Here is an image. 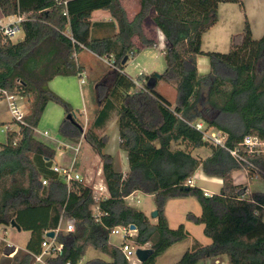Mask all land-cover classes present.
<instances>
[{
	"label": "trees",
	"instance_id": "obj_1",
	"mask_svg": "<svg viewBox=\"0 0 264 264\" xmlns=\"http://www.w3.org/2000/svg\"><path fill=\"white\" fill-rule=\"evenodd\" d=\"M65 1V2H64ZM237 3L244 14L240 32L230 36L226 52L204 51V32L217 22L219 3ZM138 10L129 19L122 0H0L3 16L24 14L23 38L12 41L0 32V87L23 97L32 95L25 121L37 126L48 103L65 109L58 134L77 143L82 138L98 154L108 195L95 201L87 184L66 183L52 174L56 151L40 140L29 125L8 128L0 141V225L15 221L30 237L24 250L11 257L12 264H33L41 243L60 219H73L72 231H58L54 240L60 251L45 257L47 264H131L118 245L109 242L115 226H135L131 239L136 246L148 244L152 253L138 264H155L156 258L173 244L191 237L183 223L168 225L164 206L168 199L194 197L200 213L187 212L186 219L203 226L211 241L192 245L171 264H197L210 257L225 256L227 264H264V191L241 195L246 187L234 182V171L243 169L227 149L203 138L193 123L226 133V145L239 147L247 134L264 138V35L254 38L243 0H137ZM94 10H105L109 20H91ZM65 12V13H64ZM151 17L164 37L165 68L159 80L175 84V102L170 103L155 87L146 89L152 75H142V87L124 73L129 59L140 52L133 41L152 46L154 39L143 31ZM83 48L108 59L111 72L97 84L98 107L91 123L75 118L69 103L53 92L48 83L55 76L83 71L76 54ZM209 59V70L200 74L197 56ZM127 57L126 61L123 59ZM116 114L119 147L126 153L128 171L114 168L105 152L107 135L102 128ZM73 116V120L67 117ZM15 124L14 122H10ZM207 147L209 154H192ZM264 177V156L247 155ZM200 168L221 179L217 193L186 181ZM47 177L46 184H42ZM248 177L252 173L248 172ZM139 190L152 194L156 217L152 221L126 197ZM96 206V208H95ZM4 247L0 252L9 249ZM106 256L81 263L87 249Z\"/></svg>",
	"mask_w": 264,
	"mask_h": 264
},
{
	"label": "rangeland",
	"instance_id": "obj_2",
	"mask_svg": "<svg viewBox=\"0 0 264 264\" xmlns=\"http://www.w3.org/2000/svg\"><path fill=\"white\" fill-rule=\"evenodd\" d=\"M127 7L132 8V0H124ZM100 10H95L91 14V18H95L98 13H100ZM13 17H7V16H1L0 15V23L1 24H7L10 20H12ZM150 26L147 27V31L150 35H152L154 32V26L152 25V21H149ZM23 29L19 28L18 32L14 35H12L10 38L12 41H16L18 39L23 38ZM162 36V35H161ZM80 61L85 65L86 67V73L84 77L85 83L83 84L82 88V96L83 101L86 104L88 111L92 110V107L94 104H97L98 102V96L95 95V82L98 76L106 75V73L112 69L111 66L106 62V60H103V57L97 58L93 57L87 52H82L79 56ZM148 66V68L151 70V72H158L161 73L165 68V61L163 54L161 53V49L159 46L147 49L144 53H142L138 59L136 60H129L124 68V73L129 76L131 79H133L135 82L139 80V82L142 83L143 77L140 78L139 75L142 73L143 66ZM101 80V79H100ZM100 82V81H99ZM157 89L162 92L168 100H172L176 89L175 87L168 82H165L164 80L160 79L157 84ZM96 96V97H95ZM32 99V95H29V97H24L22 101L23 108L25 110H29V105ZM78 95H73V99L69 103L72 112L75 115V118L82 124V121L84 120V117L82 115V106L83 103ZM65 100V99H64ZM79 102V103H78ZM76 104V105H75ZM78 104V105H77ZM60 113V114H59ZM42 116L40 118V121L38 123V129L40 130H47L49 132L50 137H53L55 139H60L61 137L58 134V126L61 122V120L65 117V109L62 105L50 102L46 109L41 113ZM115 114V113H114ZM58 118V121L56 123V119ZM9 122L11 121V115L6 108V103L4 100H0V141L4 140L5 132L2 131L4 129V126L8 123L3 122ZM10 124V123H9ZM12 125V124H10ZM89 125V124H88ZM87 125V126H88ZM86 126V127H87ZM106 132L104 135H107L109 140L108 144L105 148V152L110 153L112 155H115V162L117 169H121L126 159L124 158L125 152L119 147L118 143V127L117 124H114V118L111 119V121L107 124V126L103 130ZM102 133V132H101ZM38 138L46 143H52L49 138H44L38 136ZM62 140H64L62 138ZM65 141V140H64ZM55 143V141H54ZM53 143V144H54ZM52 144V145H53ZM56 147L59 146V143L54 144ZM53 145V146H54ZM54 147L56 151V155H58V148ZM60 147V146H59ZM62 147V146H61ZM61 147L59 149H61ZM209 150L207 147H200L193 151V154L197 157L202 158L206 154H208ZM78 159L85 158L84 162L90 163L89 165H82L80 162H78V168L87 182L89 181V186L91 188H94V186L98 183H103V176L102 173L99 172L98 169V163L96 161V155L95 152L92 150V148L82 140L80 142L79 146V152H78ZM67 154L63 157H55V161H66ZM94 159V161H93ZM79 161V160H78ZM87 169V170H86ZM201 170L198 171V178L193 180V185L205 188L207 191L211 193H217L220 189V182L217 179L216 176H206L203 174ZM204 176V178H203ZM233 180L237 184H244L248 186V189L251 192H262L264 191V177L258 176V177H251L249 178L246 174V171L244 169H239L233 172L232 174ZM87 178V179H86ZM138 199V201H136ZM130 205L145 211V213L148 215V217L154 221V217L151 215V212L155 210V201L152 196H149L147 193H144L142 191H138L134 193L133 195H130L128 199L126 200ZM192 211L193 213L199 214L200 213V205L198 201L192 197L187 196L183 199H169L166 201L164 206V212L166 213V217L168 218V224L170 227L175 228L179 223L187 224L188 228L191 230V233L193 236L198 239L201 243L205 244L208 242V238L203 234V227L201 224H194L190 223L185 219V212ZM184 212V213H183ZM13 233V230L8 228L7 233V239L12 240L15 244L22 245L23 240V234L26 233L25 231H22L19 237H16L14 235H11ZM135 233V231H133ZM3 236L2 230L0 228V237ZM123 233L122 231L119 233H110L109 234V240L110 243L113 245H119L122 240ZM192 237H189L183 241L177 242L170 246L167 250H165L161 255H159L156 258L155 264H171L173 262H176L182 253L189 248L192 245ZM123 241H126L129 243V245H134L133 241L131 239H125ZM5 242H2L0 245V251L4 247ZM145 247H149L148 244L145 245ZM12 253L9 254L11 256ZM94 256L106 258V256L92 248L87 249L83 259L87 260L89 258H92ZM132 263H138V261L132 257L130 259ZM0 264H8V259L5 260L1 258L0 255ZM35 264H40L35 262ZM197 264H227L226 257L223 256H217V257H210L206 258L205 260L199 261Z\"/></svg>",
	"mask_w": 264,
	"mask_h": 264
},
{
	"label": "crops",
	"instance_id": "obj_3",
	"mask_svg": "<svg viewBox=\"0 0 264 264\" xmlns=\"http://www.w3.org/2000/svg\"><path fill=\"white\" fill-rule=\"evenodd\" d=\"M123 2V5L125 7V10L127 12V16L129 19L133 18L134 14L137 12L138 10V3H137V0H132V8H129L127 7L126 3L124 0H122ZM244 2V7H245V14H246V17L250 23V27H251V31H252V35L254 38H259L261 37L262 35H264V0H243ZM95 11V10H94ZM101 12L98 13L96 15L95 18H91V20L93 21H96V20H109L110 19V15L107 11L105 10H100ZM92 14V13H91ZM0 15L3 16L0 12ZM14 15L12 16H7V17H13ZM14 18V17H13ZM152 21L151 17H147L144 21H143V31L144 33L148 36V37H152L154 39V44L152 46H142L140 44V41L138 40V38L135 36L133 37V41L135 43H137L139 46H140V52L134 56L133 58H131V60H136L139 58V56L144 53L147 49H150V48H154V47H157L159 46V48L161 49V53L163 54V51H164V48L166 46V43H165V40H164V37L163 35L161 34V32L159 31V29L155 26V24L153 23L152 21V25L154 26V30H153V34L150 35L147 31V27L150 26L149 24V21ZM11 21V20H10ZM9 21V22H10ZM8 22V23H9ZM243 23H244V14L243 12L241 11L239 5L237 3H233V2H222V3H219L218 5V9H217V22L210 28L208 29L206 32H204V34L202 35V39H201V48L204 50V51H220V52H226L228 51L229 49V41H230V36L234 33H238L241 31L242 27H243ZM162 35V36H161ZM82 52H87L88 54H90L91 56L93 57H97V58H101L99 55L93 53L92 51H90L89 49L87 48H83L81 49L77 54H76V58H77V61L78 63H80L82 66H83V71L81 72V74H77V75H68V76H62V75H58V76H55L53 79H51L48 83V86L49 88L55 92L56 94H58L60 97H62L63 99H65L66 101L70 102L72 101L73 99V95H78V97L80 98L81 96V100H82V115L84 117V120L82 121V125H83V129L86 128V126L88 124L91 123L93 117H94V114H95V111L98 107V102L97 104H94L93 107H92V110L88 111V108L86 106V104L84 103L83 101V96H82V86L83 84L85 83L84 81V77H85V73H86V67L85 65H83V63L80 61L79 59V56ZM106 60V62L109 64V66L112 67V65L108 62V59L104 58L103 57V60ZM130 60V59H129ZM128 60V61H129ZM197 69H198V72L200 74H204L206 72H208L209 70V59L206 55H203V54H200L197 56ZM112 69H110L106 75H108L110 72H111ZM124 71V70H123ZM154 72H151V70L148 68V66H143L142 68V75H149V74H153ZM158 73V72H157ZM105 75V76H106ZM103 76L102 78H100L101 76H98L97 79H96V84H95V95H97V84L99 83V81L103 80V78L105 77ZM101 79V80H100ZM83 80V81H81ZM139 81V80H138ZM159 82V79H157L156 81V85H155V88L156 90L162 94L165 98L166 96L160 92L158 89H157V84ZM168 83H171V82H168ZM174 87H175V84L174 83H171ZM138 88V87H136ZM95 96V97H96ZM175 97H176V92H175V95L173 97L172 100H167L170 102V103H174L175 102ZM79 103V102H78ZM49 104V103H48ZM47 104V105H48ZM76 105V104H75ZM78 105V104H77ZM47 107V106H46ZM45 107V109H46ZM44 109V110H45ZM43 110V111H44ZM26 113L28 112V110H25ZM43 113V112H42ZM60 114V113H59ZM42 116V114H41ZM40 116V118H41ZM40 118L37 122V128H38V123L40 121ZM114 118V124L116 123V114H111V117L109 118V120L106 122V124L102 127V128H98L96 130V132L99 134V135H104L106 132H104V128L107 126V124L111 121V119ZM58 121V118L56 119V123ZM11 121L9 122H3V123H10ZM12 129H15L17 130L18 127L15 125V124H12L11 127ZM102 132V133H101ZM62 140V138H60ZM82 140H84L83 138L79 141L81 142ZM85 141V140H84ZM86 142V141H85ZM118 142H119V136H118ZM49 145H52L53 143H49ZM88 144V143H87ZM54 145V144H53ZM52 147H56L55 145ZM89 145V144H88ZM119 145V144H118ZM90 146V145H89ZM91 147V146H90ZM57 148V147H56ZM92 148V147H91ZM197 149V148H196ZM93 150V149H92ZM195 150V149H194ZM193 150V151H194ZM94 151V150H93ZM193 151H192V154H193ZM95 152V151H94ZM209 154V152H208ZM208 154H206L205 156H203L202 158L206 157ZM95 155H96V161L98 163V169L100 170L99 172L102 173V165H101V161H100V158L98 156V154L95 152ZM112 155V154H111ZM194 155V154H193ZM113 156V159H114V168L118 171H121L123 174H125L127 171H128V163H127V158H126V153L124 154V158L126 159V162L124 164V166L121 168V169H117L116 167V158H115V155H112ZM196 156V155H195ZM56 158L58 157V155L55 156ZM79 160L78 162H80V164L82 165V167L84 165H89L90 163H86L84 162L85 158H82V159H77ZM94 161V159H93ZM78 162H77V165H78ZM87 170V169H86ZM201 170L200 168H198L196 171H195V174L197 175L195 179L198 178V171ZM202 171V170H201ZM203 172V171H202ZM204 174V173H203ZM206 175V174H204ZM207 176V175H206ZM204 178V176H203ZM87 179V178H86ZM219 180V182L221 183V179L220 178H217ZM87 183L89 185V181L87 180ZM101 185H105V183H98L96 184L94 187L95 189H98L99 186ZM221 185V184H220ZM106 186V185H105ZM246 186V185H245ZM248 187V186H247ZM203 191H207L205 188H202L200 187ZM98 191V190H97ZM139 190H136L134 192H132L130 195H133L134 193L138 192ZM209 194H211V192L207 191ZM148 194V193H147ZM108 195V191H107V188L106 189H102V197H106ZM129 195V196H130ZM149 196H152V194H148ZM127 196L125 199L127 200L128 197ZM184 197H176V199H183ZM154 199V198H153ZM170 199H174V198H170ZM169 200V199H168ZM167 200V201H168ZM136 201H138V199H136ZM155 209H156V206H155ZM201 210V209H200ZM143 211V210H142ZM145 213V211H143ZM189 212V211H187ZM187 212H185L184 216H185V219H186V214ZM192 212V211H191ZM165 213V212H164ZM184 213V212H183ZM146 214V213H145ZM196 214V213H195ZM147 215V214H146ZM148 216V215H147ZM165 216H166V213H165ZM167 218V217H166ZM154 220H155V217H154ZM168 220V218H167ZM187 220V219H186ZM188 222L190 223H193L189 220H187ZM195 224V223H194ZM169 225V224H168ZM185 228L189 231L191 237L193 239H196L193 234L191 233V230L188 228V225L187 224H184ZM203 227V226H202ZM0 228L2 230V233H3V236L0 237V245L2 242H5V245L9 247V249L5 250L4 252H0V255H1V258H3L4 260L7 258L8 259V264H12L11 262V257L16 253V251L18 250H24L25 249V245L30 237V232L29 231H25V230H17L15 227L13 226H4V225H0ZM8 228H10L11 230H13V233L11 235H14L16 237H19L21 232L22 231H25L26 233H24L22 236H23V240H22V245H18V244H15L12 240H8L7 239V233H8ZM208 238V237H207ZM209 239V238H208ZM123 238L120 242V244L123 242ZM198 242H200L198 239H196ZM210 239L208 240V242H206L205 244H208L210 243ZM110 242V240H109ZM201 243V242H200ZM119 244V245H120ZM203 244V243H201ZM203 244V245H205ZM118 245V246H119ZM132 247H136V245H131ZM145 247V245H143ZM12 253L11 256H9V254ZM94 257H98V256H94ZM93 258V257H92ZM90 259V258H89ZM88 260V259H87ZM86 260L82 259L81 263H84ZM131 261V260H129ZM131 264H135V263H132L130 262ZM139 263V262H138ZM136 263V264H138ZM35 264V262L33 263Z\"/></svg>",
	"mask_w": 264,
	"mask_h": 264
},
{
	"label": "built area",
	"instance_id": "obj_4",
	"mask_svg": "<svg viewBox=\"0 0 264 264\" xmlns=\"http://www.w3.org/2000/svg\"><path fill=\"white\" fill-rule=\"evenodd\" d=\"M65 2V1H64ZM65 13V12H64ZM14 18L7 24H1L0 23V32L8 37H11L12 35L16 34L20 28L21 22L26 18L24 14H16L13 16ZM109 62V61H108ZM83 81V80H81ZM143 82V80H142ZM136 86L138 88L142 87V83L139 81H136ZM146 88V87H145ZM24 97L19 96L16 94L9 93L6 89L0 87V100H4L6 103V108L8 109L10 115H11V121L17 124L21 125H29L24 117L26 114L25 109L23 108L22 101ZM13 124V123H10ZM9 123L4 126V129L2 131H5L6 129L10 128L11 125ZM194 127L202 132L203 138L208 140L209 142L213 143L214 145H218L220 147H223L228 150L230 155L234 158V160L239 163L243 164L245 167L243 168L246 171V174L248 175V172L252 173V177H258L260 176L261 170L258 166L255 165V163L251 162L247 155H261L264 156V138L259 137L258 135L253 134H247L243 137L240 146L244 147V151L242 152L239 147H233L229 148L226 145V133L220 129H216L213 127H207L204 122L202 121H196L193 123ZM32 127V129L35 131L36 134H38L40 137L49 138L52 143H59L58 148V157H63L67 154L66 161H53V163L50 166V170L52 174L59 177L62 181H64L67 185V187H70V185L74 182H80L82 184L88 183L83 178L77 162H78V152H79V146L80 142L77 143H70L61 139H55L53 137H50L49 132L47 130H40L36 126L29 125ZM197 175L194 173L191 178H189L186 183L189 185H193V180ZM48 181L47 177H43L41 182L42 184H46ZM89 186V185H88ZM91 188V187H90ZM106 189L107 187L105 185H101L98 187V189L91 188L95 201L99 200L102 196V189ZM98 190V191H97ZM205 195H209L207 191H203ZM243 198L250 199L251 197V191L246 186L244 188V192L241 195ZM96 208V206H95ZM73 219H60L57 227L54 231L56 234L58 231H72L73 230ZM123 233L122 238H124L126 235H132L134 229L130 228V225L128 226H115L110 233ZM54 234V236H55ZM53 237H48L45 234V239L41 243V252L34 255V262L40 263V264H47L45 261V257L53 256L57 253V251H60L61 244L57 243L54 240ZM138 247V246H136ZM129 245L126 241H123L119 248L124 253L125 257L130 260L132 257L136 259L135 256V248ZM144 247V246H141ZM137 260V259H136ZM138 261V260H137Z\"/></svg>",
	"mask_w": 264,
	"mask_h": 264
},
{
	"label": "water",
	"instance_id": "obj_5",
	"mask_svg": "<svg viewBox=\"0 0 264 264\" xmlns=\"http://www.w3.org/2000/svg\"><path fill=\"white\" fill-rule=\"evenodd\" d=\"M126 59H127V57H125L123 59V62H125ZM159 77H160V73L154 72L148 78V80L146 81V85H145L146 89H151V88L155 87L156 81H157V79H159ZM67 117L69 119L73 120V116L71 114H68ZM156 214H157L156 209L151 212V215L153 217H156ZM10 225L13 226V227H15L17 230L20 229V227L13 220L11 221V224ZM130 228L135 230V226L133 224L130 225ZM54 234L55 233H54L53 230H49L46 233V235L48 237H53ZM151 253H152V248L151 247H141V246H138V247L135 248V256H136V259L138 260V262H143L144 260H146Z\"/></svg>",
	"mask_w": 264,
	"mask_h": 264
}]
</instances>
